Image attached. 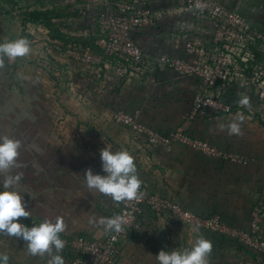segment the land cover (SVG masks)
I'll list each match as a JSON object with an SVG mask.
<instances>
[{
  "label": "crops",
  "instance_id": "0c3cea01",
  "mask_svg": "<svg viewBox=\"0 0 264 264\" xmlns=\"http://www.w3.org/2000/svg\"><path fill=\"white\" fill-rule=\"evenodd\" d=\"M217 1L230 7L235 4ZM151 5L154 25L133 33L146 59L124 76L107 56L90 66L74 63L46 30L23 34L17 19L3 16L0 43L25 38L32 49L30 55L14 62L5 58L0 68V136L22 143L18 163L23 166L11 174L23 172L15 190L22 195L25 210L31 212L30 217L19 219L35 226L62 216L67 228L60 236L103 239L106 234L90 226L89 218L113 217L117 208L102 194L88 190L84 174L91 168L94 175H106L100 151L107 146L134 157L138 176L149 191L197 215L217 213L226 225L246 229L257 207L259 234L264 238V129L250 113L239 110L227 116L186 119L199 82L163 69L155 59L182 56V45L188 39L208 42L210 26L178 9L172 0ZM82 33L87 32L82 28L68 34ZM118 109L139 112L143 123L162 133L181 127L223 151L244 156L246 163L210 158L177 144L170 153H163L113 123L111 116ZM238 113L245 117L242 136H230L218 127L232 122ZM140 218V231L130 232L118 243L119 253L111 264H158L159 251L190 249L197 237L193 227L167 212H144ZM199 234L213 244L209 264H264V256L227 237L203 230ZM0 254L9 257L8 264H48L49 259L47 255L31 256L22 239L3 234ZM60 255L65 264H71V252L62 250Z\"/></svg>",
  "mask_w": 264,
  "mask_h": 264
},
{
  "label": "built area",
  "instance_id": "2783aa9c",
  "mask_svg": "<svg viewBox=\"0 0 264 264\" xmlns=\"http://www.w3.org/2000/svg\"><path fill=\"white\" fill-rule=\"evenodd\" d=\"M155 1L98 0L96 3L100 9L92 21L101 34L95 44L111 58L116 72L121 76L129 75L131 68L146 59L143 50L133 39V33L154 25L155 10L151 4ZM172 1L193 19L210 26L208 42L188 39L182 45V56L161 55L155 59L163 69L199 82L200 88L191 99L186 119L193 121L210 114L227 116L239 110L250 113L264 129V57H260L264 56V30L251 24L241 2L230 7L217 0ZM28 28L27 25L24 31L27 32ZM61 50L67 59L83 66L96 64L100 59L88 46H67ZM241 93L250 97L251 111L239 106ZM111 119L163 153H170L177 144L214 159L242 164L247 160L240 154L223 151L192 136L181 127L167 133L159 132L143 123L137 111L118 109ZM141 191L143 198L139 202L118 205L105 196L116 205V215L127 219L123 232L107 234L103 239H93L83 234L61 236L65 241L63 250L73 254L71 264H111L119 253L118 243L125 240L130 232L140 231V217L144 212L156 215L167 212L187 226L199 225L200 230L227 237L239 246L264 256V238L259 234L261 217L257 207L251 211L248 227L238 229L223 223L217 213L202 217L171 199L149 191L144 185ZM19 222L27 227L33 226L21 219Z\"/></svg>",
  "mask_w": 264,
  "mask_h": 264
},
{
  "label": "clouds",
  "instance_id": "9594fccd",
  "mask_svg": "<svg viewBox=\"0 0 264 264\" xmlns=\"http://www.w3.org/2000/svg\"><path fill=\"white\" fill-rule=\"evenodd\" d=\"M199 7V5H197ZM30 42L25 38L0 43V68L4 67L5 58L15 61L31 54ZM238 104L251 111L250 97L240 94ZM245 120L243 114L238 113L232 122L227 125L219 124L221 130H227L228 135L242 136V124ZM22 143L19 139L7 135L0 136V177H3L0 191V234L22 239L26 245V252L31 256L49 257L48 264H65L60 255L65 247V241L60 234L64 233L67 225L62 216H57L55 222L44 220L42 223L27 227L19 222V218H28L31 212L25 210L26 204L22 195L15 190L16 185L23 178L20 169L23 165L18 163ZM102 171L106 175L93 174L91 168L84 174L85 185L90 192H98L109 197L117 205L127 202H139L143 198L141 191L142 180L138 176L134 157L126 150L113 152L109 147L100 151ZM89 225L102 229L104 234H119L125 230L127 219L122 215L113 217H90ZM197 237L191 248L183 250L159 251L156 255L158 264H209L213 244L210 240L199 234V225L193 227ZM113 239L115 237L113 236ZM9 257L0 254V264H8Z\"/></svg>",
  "mask_w": 264,
  "mask_h": 264
},
{
  "label": "rangeland",
  "instance_id": "374dc122",
  "mask_svg": "<svg viewBox=\"0 0 264 264\" xmlns=\"http://www.w3.org/2000/svg\"><path fill=\"white\" fill-rule=\"evenodd\" d=\"M227 2L242 3L243 10L251 24L264 30V0H226ZM90 0H0V24L5 14L15 17L20 12L19 8H46L53 4H67L69 12L77 18L63 20L59 23L60 28L67 33H76L77 30L90 32L94 28L92 18L100 7L91 5ZM91 5L90 9H87ZM28 30L40 31L45 29L40 25L28 24ZM39 29V30H38ZM241 143V142H240Z\"/></svg>",
  "mask_w": 264,
  "mask_h": 264
},
{
  "label": "trees",
  "instance_id": "16d2710c",
  "mask_svg": "<svg viewBox=\"0 0 264 264\" xmlns=\"http://www.w3.org/2000/svg\"><path fill=\"white\" fill-rule=\"evenodd\" d=\"M68 8L67 4H53L46 8H19L20 12L18 15L12 18L18 20L23 34L26 33L24 30L28 24L40 25L47 31V36L51 41H56L61 45V49H65L67 46H88L94 54L105 57L106 54L95 44L101 34L98 26H95L90 32L85 34L74 35L68 34L60 28L59 23L61 21L77 18V16L69 12Z\"/></svg>",
  "mask_w": 264,
  "mask_h": 264
}]
</instances>
